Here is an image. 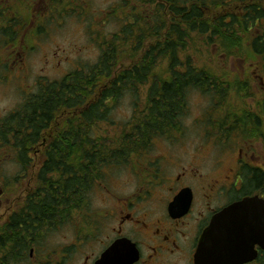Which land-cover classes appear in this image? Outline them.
I'll list each match as a JSON object with an SVG mask.
<instances>
[{"label": "trees", "instance_id": "obj_1", "mask_svg": "<svg viewBox=\"0 0 264 264\" xmlns=\"http://www.w3.org/2000/svg\"><path fill=\"white\" fill-rule=\"evenodd\" d=\"M148 2L167 21L161 19L156 25L150 16L152 27L142 21V31L138 34L129 31L120 38L111 36L108 41L101 37L95 64L73 70L58 81H40L19 109L1 122L4 130L0 133V143L1 139L4 141L1 147L6 148L12 136L18 147L9 146L18 151L17 158L23 159L24 165L28 163L25 158L31 153L36 135L46 145L42 155L44 164L37 177V195L25 196L18 214L14 213L8 223L0 226V264L28 261L30 250L41 239L42 232L53 228L47 223L50 221L47 206H70V220L79 208L78 211L88 215L86 222L90 223L94 212L86 210L84 197L91 187L105 179L108 169L128 163L131 157L145 155L157 139H171L176 132H181L192 92L211 100L212 109L209 106L203 119L208 128L217 126L219 138L231 135L236 129L253 136L261 131L264 137V97L259 100L257 113L249 109L233 110L228 102L229 93L246 95V82L230 81L228 75L198 68L191 64L189 57L184 61L177 56L179 49L185 51L188 34L207 33L209 42L216 38L227 55L237 53L244 56L239 57L245 62L260 59L264 64V36L250 39L249 53H243L250 27L258 22L264 25V3L235 0L229 5L214 3L207 7L200 0ZM20 3L24 8L28 5L21 0L11 5L0 3V36L5 44L16 46L15 34L21 32L16 27L22 22L18 18H6L4 14L11 13L12 6H22ZM64 3L65 0H52L50 6L59 13ZM244 7L249 9L242 10ZM38 31L41 33L36 29L30 36L36 37ZM120 54L125 57L117 64ZM141 89L146 94L143 101L138 97ZM126 96L132 99V117L115 126L109 116ZM214 110L224 114L212 119ZM56 124H61L57 130L46 128ZM105 125L116 130L113 134L104 131ZM257 125L262 128L258 129ZM36 206L38 212L34 211ZM53 213L61 214L59 209ZM35 215L39 217L37 222Z\"/></svg>", "mask_w": 264, "mask_h": 264}, {"label": "rangeland", "instance_id": "obj_2", "mask_svg": "<svg viewBox=\"0 0 264 264\" xmlns=\"http://www.w3.org/2000/svg\"><path fill=\"white\" fill-rule=\"evenodd\" d=\"M0 1L3 3L2 0ZM14 1L6 0V3ZM49 1L42 0L41 2L39 0L37 3L28 4L29 8L27 5L24 8V4L20 3L22 6H12L11 13L7 14L8 16L4 14L6 18H12L13 20L18 18L22 22L16 27V30L21 31L19 34H15L16 42L19 43V46L9 64H25L27 69L25 72L19 73L15 71L16 65H14L13 69L9 67L8 72L14 73L17 78L12 74L7 81L0 79V124L10 113L19 109L26 95L33 94L36 91V83L38 81H58L73 70L95 64L100 53L98 47L100 37L104 41L106 39L108 41L113 35L122 36L120 32L126 27L128 11H130L131 7H135V10L157 18L156 25L161 19L167 21V18L164 17L165 15L163 16L156 12L155 7H152L148 0H146V5L139 4L137 0H65L61 7L63 10L59 11V13H55V10L53 11L50 6L52 2L49 4ZM232 1L200 0V3L210 7L214 3L229 5ZM128 5L130 7L129 10ZM25 9H29L30 13L28 14ZM53 16L60 21L57 22ZM45 17H49L50 20L51 18L53 19L48 22ZM146 19L148 20V15ZM227 23L229 25L231 21ZM146 25L152 27L150 20H148ZM35 29L41 30V33L36 36L37 38L35 35L30 36ZM246 35L247 40L243 43L246 47H244L243 53L247 55L249 53L248 42L250 39L264 36V25L258 22L257 25L250 27ZM209 36L207 33L202 36L195 32L188 34L185 39V51H182V48L179 49L177 51L178 58L185 61L189 57L191 64L198 68L208 71L212 70L220 75H228L230 81L235 79L246 82L247 94L230 92L228 102L233 110L249 109L247 111L257 113V108H260L259 100L264 97L263 61L256 59L245 62L244 59L239 57L241 55L237 53L236 55H227L221 50L216 38L213 39V42H209ZM119 38L118 40H120ZM10 45H6L2 36H0V64H5L8 61L5 51L11 50ZM119 45H122V43ZM232 52L236 51L232 50ZM124 57V54H120L117 64ZM241 57L244 58V56ZM159 71L161 72L163 69ZM239 86L243 87L242 84ZM25 92L27 93L24 94ZM139 95L138 97L143 101L146 96L145 89H141ZM210 103L211 100L208 97L203 96L199 92H192L188 98V109L182 118L183 126L181 132H176L171 139H157L156 143L152 144L145 155L138 158L137 156L131 157L128 163L115 169H108L105 179L96 181L87 196L84 197L86 210L93 211V215H96L97 218L102 209L115 204L110 194L131 195L136 188L146 183L148 179L146 170L148 164L159 158H161L162 169L165 168L167 175H172L177 171L173 164L167 162L175 163L178 161L181 163L179 167L190 164L198 166L202 163V172L204 173L208 168L206 162L210 163L213 159L216 164H219L218 170L221 172L231 166L237 151L243 146V140L247 139L249 135L238 133V139H235L234 143L231 144L234 147L233 149L216 143L211 146L212 143L209 142L213 141L212 139L221 141L225 136L219 138L216 130L217 126L210 128L205 126L207 122L203 118L209 106L212 109V104ZM132 110V99L130 96H126L111 112L109 121L114 123L115 126L124 124L132 117ZM222 114H224L222 111L214 110L212 119L220 117ZM213 122L217 121L214 120ZM60 125L56 124L54 126L55 130ZM102 129L107 132L112 131V134L116 130L115 127H107V125L102 126ZM3 131L1 125L0 133ZM11 140L6 145V148L1 147L2 143H4L2 139L0 143V188L6 186L8 191H12V195L8 196L9 202H13L15 197H17V191L20 193L26 189L30 190V187L27 186L30 183L27 178L25 179V175H22L23 171L18 162L17 155L19 153L12 148L18 146L12 136ZM29 156H31V153H29ZM202 158L204 159L203 161H201ZM27 171L31 172L30 169ZM9 204L11 203H7V205ZM10 207L15 206L4 205L3 209L0 210V226L8 223V213L5 210ZM16 207L19 209L20 205ZM81 215L77 211L75 216L70 221L60 225L59 229H49L42 232L41 239L33 247L35 248L33 256H30L29 253L28 261L20 264H53V261L56 262V256L63 249L65 250L68 244L77 243L75 232L85 227V225L80 224V221H82L80 219ZM85 216L88 217L87 214ZM87 226L88 223H86V228ZM76 227L77 229L75 230ZM85 233L86 231L84 230L83 234ZM88 240L90 241L91 239L88 238ZM50 252H55V255L49 259L43 256V254L46 255ZM73 253L70 264H80L81 253L79 251H74Z\"/></svg>", "mask_w": 264, "mask_h": 264}, {"label": "flooded vegetation", "instance_id": "obj_3", "mask_svg": "<svg viewBox=\"0 0 264 264\" xmlns=\"http://www.w3.org/2000/svg\"><path fill=\"white\" fill-rule=\"evenodd\" d=\"M2 1L6 3V0ZM21 1L34 4L39 0ZM40 1L42 2V0ZM259 1L264 3V0ZM51 2L52 0L48 3ZM137 2L146 5L145 0H137ZM0 3L2 2L0 1ZM247 9L249 7H244L242 10ZM261 9L263 8H258V10ZM128 14L126 19L128 25L126 24V27L120 32L122 36L129 31L133 35L138 34L142 31V21L143 24H148L151 16L135 10V7H131ZM147 15L148 20L146 19ZM156 20L157 18H154L153 22ZM18 46L19 43L16 42V46H9L10 51H5L8 61L5 64H0V79L4 81H7L12 74L17 78L14 73L8 72L9 67L13 69L16 65L15 71L19 73H23L27 69L25 64H9ZM38 84L37 82L36 85L38 86ZM46 128L52 131L54 125H48ZM257 128L261 129L262 125H257ZM238 133L240 134V130L236 129L221 141L212 139L213 141L209 143H212L211 146L216 143L233 149L231 144L235 139H238ZM259 133L258 136L251 134L243 140V146L233 158V164L225 168L224 172L218 170L219 164H216L213 159L210 163L206 162L208 168L205 173L202 172V163L198 166L190 164L179 167L181 163L178 161L167 162L177 168L176 173L167 175L165 168L162 169L161 158L151 161L146 169L148 176L146 183L136 188L128 196L110 194L115 204L102 209L98 219L96 215H93L87 228L85 214L78 211L79 208L75 210L82 214L80 224L85 227L75 232L77 243L68 244L65 250L59 251L60 254L56 256V262L52 263L70 264L73 252L79 251L82 255L80 264H95L113 244L127 240L134 245L138 253V259L133 264H195L201 238L220 212L245 199L264 200V137L261 131ZM35 139L34 146L30 148L31 156L25 158L28 163L24 165L23 159L18 157L19 165L23 171L22 175H25V179L27 178L29 181L30 184L27 186L31 187L30 190L26 189L20 193L17 191V197L13 202H9L8 196L12 195V191H8L6 186L0 188V210L4 205L15 206L5 210L8 213V218L14 212L18 214L16 206H22L25 196L38 193L37 177L42 164H44L42 155L46 144L44 140L40 142L37 135ZM40 144L42 145L40 146ZM203 160L202 158L201 161ZM28 169L31 170L30 173L27 171ZM248 184L250 189H247ZM175 201L177 205L171 207ZM14 202H16L15 205ZM7 203L11 204L7 205ZM187 203L189 205L185 209L184 205ZM46 209L49 211L47 218L50 220L47 223L53 226L51 230L59 229V226L64 222L70 221V206L58 208L47 206ZM56 209L60 210V215L53 213ZM34 211L38 212L37 206ZM35 217L37 222L39 217L38 215ZM64 217L65 220H60ZM84 230L85 234H83ZM88 238L91 240L89 241ZM34 251L35 248L31 249L30 256H33ZM54 255L55 252L43 254L47 259ZM248 256L252 259L243 264H264V250L259 245L249 248Z\"/></svg>", "mask_w": 264, "mask_h": 264}, {"label": "water", "instance_id": "obj_4", "mask_svg": "<svg viewBox=\"0 0 264 264\" xmlns=\"http://www.w3.org/2000/svg\"><path fill=\"white\" fill-rule=\"evenodd\" d=\"M176 205L175 201L171 207ZM254 245L264 250V200L258 198L233 204L216 216L201 238L195 264H243L252 259L248 249ZM137 259L134 245L123 240L95 264H133Z\"/></svg>", "mask_w": 264, "mask_h": 264}]
</instances>
